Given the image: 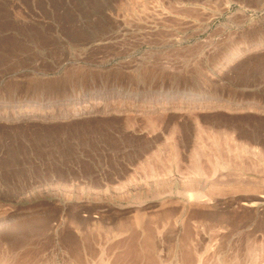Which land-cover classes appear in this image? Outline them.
Here are the masks:
<instances>
[{"label":"rangeland","instance_id":"374dc122","mask_svg":"<svg viewBox=\"0 0 264 264\" xmlns=\"http://www.w3.org/2000/svg\"><path fill=\"white\" fill-rule=\"evenodd\" d=\"M263 51L264 0H0V261L264 264Z\"/></svg>","mask_w":264,"mask_h":264},{"label":"bare ground","instance_id":"6f19581e","mask_svg":"<svg viewBox=\"0 0 264 264\" xmlns=\"http://www.w3.org/2000/svg\"><path fill=\"white\" fill-rule=\"evenodd\" d=\"M259 46H262V44L261 45H255L253 48H258ZM246 47H247V45H246ZM252 48L250 47V48H244V49H242L241 48V51H239L238 53H236V55H233V56H231L230 58H229V61H231V60H233V59H235L236 57H238V56H240V55H242L243 53H245V52H247V51H249V50H251ZM240 50V49H239ZM190 95L192 96V97H194V95H196V93L195 92H190ZM165 96L168 98V97H170L171 96V94H168V93H166L165 94ZM173 96V95H172ZM189 96V95H188ZM191 97V98H192ZM172 98V97H171ZM189 98V97H188ZM7 102V100H3V99H1L0 100V103H2V104H4V103H6ZM22 102H23V104H22ZM22 102H20L19 104H20V107L21 108H19V111L16 113V117H20V116H24L25 114V110H31V109H36V107L39 105V106H43V107H45V106H49L50 104H51V102L53 103L54 101H49V100H41V99H39V100H34L33 98L32 99H29V98H24V100L22 101ZM22 104V105H21ZM235 104H237L236 106H239V105H241V103H235ZM43 109V108H42ZM155 109V111H156V108H154ZM27 110V111H28ZM40 111V110H39ZM157 111H158V109H157ZM37 112V111H36ZM38 113V112H37ZM35 114V113H34ZM194 182V181H193ZM195 184V183H194ZM196 188H197V190H198V187H196V184H195V189H194V191L193 192H195V190H196ZM200 189V188H199ZM196 190V192L194 193V194H192L191 196H190V199L191 200H199V201H203V199H204V196L202 195V194H200V192L199 191H197ZM201 191V190H200ZM142 221V220H141ZM108 236V235H107ZM136 239V238H135ZM72 240V239H71ZM64 241V240H63ZM114 252V251H113ZM150 255V254H149ZM1 256H3V255H1ZM5 256V255H4ZM134 256V255H133ZM153 257H154V259H153V257H152V259H153V261L155 260V256L154 255H152ZM7 257V256H6ZM6 257H5V259H6ZM9 258V257H8ZM123 258V257H122ZM5 259H2L1 261H0V264H8L7 263V261H5ZM67 259V258H66ZM7 260V259H6ZM68 260H69V258H68ZM157 260V259H156ZM135 261V260H134ZM145 261V260H144ZM10 262V261H9ZM69 262V261H68ZM108 262V261H107ZM137 262V261H136ZM12 263V262H11ZM71 263V262H70ZM69 263V264H70ZM106 262H104V264H105ZM122 263V262H121ZM150 263V262H149ZM13 264V263H12ZM65 264H66V262H65ZM91 264V263H90ZM108 264H109V262H108Z\"/></svg>","mask_w":264,"mask_h":264},{"label":"trees","instance_id":"16d2710c","mask_svg":"<svg viewBox=\"0 0 264 264\" xmlns=\"http://www.w3.org/2000/svg\"><path fill=\"white\" fill-rule=\"evenodd\" d=\"M257 56H259V57H262V56H263V57H264V51L261 52V53H258ZM248 57H249V55H244V56L239 60V62H240V61H244V60H246Z\"/></svg>","mask_w":264,"mask_h":264}]
</instances>
